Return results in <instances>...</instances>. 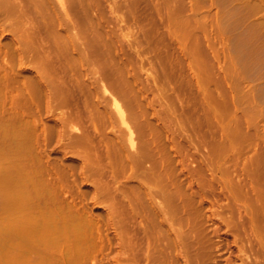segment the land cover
<instances>
[{
	"label": "rangeland",
	"instance_id": "1",
	"mask_svg": "<svg viewBox=\"0 0 264 264\" xmlns=\"http://www.w3.org/2000/svg\"><path fill=\"white\" fill-rule=\"evenodd\" d=\"M15 1L19 2L20 0ZM21 1L23 3L24 0ZM35 1L37 5L31 2V7L26 5L24 8H27L25 13H28L27 16L25 14V20L28 18L29 21L27 27L23 28L24 30L19 31L16 28L21 20L20 15L15 14L17 16L15 20L16 16L13 13L0 14V23L2 22L0 27L3 28V31L0 32V76H3L1 74L3 72L11 74V77L8 74L9 78L0 77V185L6 180L2 176L4 170L10 171V180L14 182V164L16 162L21 170L17 185L13 182L10 187L11 195H18L17 206L21 216L19 247L15 250L10 245L14 239L13 235L11 236V232L9 235L5 231L3 232V222L0 217V264H4L9 249L14 253V258L18 260L23 252L27 253L28 258L36 256L38 259L59 256L61 253L67 254V215L70 213L76 219V222L73 221V223H76V237L83 256V260H80L81 262L78 264H247L252 259L257 260L258 263L255 264H264V243H262L264 242L262 241L264 240V226L262 225L264 209L260 205L262 203L264 208V24L262 28L259 27L263 23L261 20L264 21L260 17H264V14H261L264 13V8L261 9L262 11L257 9L248 11L249 15L247 14V16V11L246 13L244 11L247 10L248 5L244 2L249 3L250 0H149V2L148 0H131L133 16L131 13L130 16H126V9L122 6L126 0L123 2H121L122 0H108L109 2L101 0L104 6L99 2L100 0H96L101 3L102 7L97 2L99 6L95 2L93 3L95 0H91L90 7L87 6L90 4L89 0H85L86 3H83V5L85 4L83 7L80 4L75 7L79 3L75 0H66L65 5L71 8L73 6L72 11L74 10L72 12L69 8V13L72 12L74 17L75 15L78 17L75 22L76 17L71 16L73 22H70V14L68 13L69 17L63 18L62 9L58 5L50 7L42 4L41 6L43 1L38 0L40 3ZM111 1L115 3L118 1L116 5L119 7L115 6V3L113 5ZM154 2L158 8H161L160 10ZM93 4L94 7L95 5L98 7V10L96 7L93 8L94 10H90ZM137 4L141 8L138 6L137 9ZM160 5L161 7H159ZM37 6H40L41 10ZM55 6L57 7L55 8ZM32 7L33 9H31ZM78 7H80V11ZM85 7L88 9L86 10L87 17L92 15L89 18L85 16ZM151 7L156 11H151ZM133 8H135L134 12L140 15L134 14ZM89 10L94 14L105 12L102 16L101 14L97 16ZM29 11L33 15H29ZM82 13L84 15H81ZM145 13L144 21L141 14L144 16ZM7 14L11 16L9 17ZM42 14L44 16H41ZM35 15L37 17H34ZM80 15L81 17H79ZM123 15L127 19L130 17V21L131 18H135L134 21L132 19L134 23L129 21L131 27L125 26L126 22L121 19L124 18ZM32 16L38 20H34ZM58 16L61 18V23L62 21L76 23L77 28L80 24L81 29H84L81 30L79 27L78 31L75 27L77 30L73 28L67 30V24L64 26L62 24L65 23L60 24ZM136 17L140 18V22ZM44 18H49V20L55 18V20H51L49 23L50 21L44 20ZM112 18L116 21L113 22ZM151 18L155 22H150ZM94 20L96 22L93 26ZM107 20L109 21L107 22ZM117 20L122 21V24L119 21L117 23ZM136 20L137 24H135ZM257 20L260 23L253 25ZM34 21L39 24L35 26ZM46 21H49V24ZM97 22L106 27L102 26V28L101 24ZM30 23L31 26L38 27L40 31L44 30L43 34L48 36V39L50 37V40H46L47 38L41 35L47 41L44 43L42 40V44L40 40L42 38L39 37L42 32L40 33L33 26L28 27ZM15 24L16 26L13 28ZM95 27H101L103 30L105 27L106 32L102 30L103 35L101 29ZM4 28L8 30H4ZM26 28L29 34L35 31L36 34L34 32L33 34L35 36L38 34L40 39L37 42V36L36 38L34 36V41L30 42L33 46L29 42L28 44L21 43V45L13 42L19 47H17L19 50L15 49V52L16 46H13V43L9 41L22 42V31L26 33ZM45 28L48 29L45 31ZM93 29L95 30L93 31ZM28 30L33 31L29 32ZM96 30H99L100 34ZM13 31L19 33L15 34ZM82 31H86L87 34L91 32L93 39L91 34L86 37L87 34L84 32L86 40L83 39V41L88 43L85 48L87 51L89 50L88 53L97 57H92L94 60L91 61V65L82 66L85 71L87 68L89 70V72L84 71L85 73L82 69L76 70L78 65L75 64L76 67H73L72 61L75 63V60L71 59L70 63V61L67 62V57L64 58L67 44L77 39L83 33ZM10 33L12 37L9 36V38ZM94 34L100 35L104 40ZM83 35L80 36L81 40ZM15 36H19L20 39H16ZM3 39L8 40L4 41ZM100 39L101 43L110 41V50L109 48L107 51L104 50L107 57H104V51L102 53V50H95L98 45L95 43L96 41L100 43ZM33 43L37 46H34ZM23 44H25L24 47ZM44 44L47 45L48 51L44 50L45 46H42ZM89 44L91 46L94 44L92 51H96V54L91 52ZM5 45L6 48L11 45L10 47L13 49L10 47L5 49ZM40 46L43 48L41 49ZM31 47L33 48L31 49ZM125 47L128 48L127 53H124ZM85 49L82 52H85ZM8 50H14L13 52L16 54L10 51V57ZM40 50L47 52L40 55L42 53ZM20 52L23 55L19 58L16 57L17 54L20 55ZM97 52L102 54L105 60L101 59V55ZM65 53L66 56L67 52ZM119 53L121 54L118 55ZM61 54H63L62 57H59ZM111 54H115V57ZM122 54L124 57H121ZM8 55L12 60L8 58ZM25 55L27 56L23 57ZM45 55H48L45 57L47 59L43 58L41 61L40 56ZM37 56H39L38 61H35ZM107 58L110 65L106 61ZM62 59L65 61H61ZM123 59L124 61H122ZM68 63L69 65H67ZM96 64L99 68H96ZM74 70L76 73L78 71L80 73L82 70L81 75L83 76L81 77L79 73L75 74ZM70 71H73V75ZM100 74L102 77L106 76L104 83L108 80L109 90L116 87L114 89L117 99L124 102L125 120L135 131L136 147L145 153L149 152V158L147 153L145 156L147 158H141L142 160L139 162L141 165L139 163L133 165L129 161L127 156L129 151H138L139 149H130L128 144H124L127 143L124 134V129L127 127L116 119L111 102L107 103L110 100L105 101L108 94L106 93L105 96L97 83L101 78ZM6 75L4 74V76ZM70 78L72 79L68 80ZM78 79V84H81L83 79L85 80V82L83 80V85L77 84ZM87 82H92V86ZM85 83L92 88L93 92H89L91 95L88 94L89 86L85 88ZM113 84L114 87H112ZM94 85L97 86L94 87ZM74 86L78 87L74 88ZM77 88L79 90H76ZM80 88L85 91L83 89L81 91ZM72 99L74 101H70ZM102 99H105V102L102 103ZM96 101L99 103L97 104ZM99 104L101 107L105 105L103 107L110 117L106 116V111H103L104 108L102 109ZM166 105H170L169 108ZM74 106L75 108H73ZM79 106L84 107L85 110L83 111ZM100 108L104 113L99 111ZM107 108L111 110V114L108 113ZM100 112L102 115H99ZM72 114L73 116L76 114V117L79 116L75 118ZM84 114H89L92 118L89 115L84 117ZM108 118L110 121L107 120ZM104 119L107 120V124ZM93 120H97V122ZM96 125L103 126L100 127L101 131L97 127L94 128ZM103 128L105 130H102ZM106 131L110 136L104 133L102 136L101 132L106 133ZM174 131L177 133L175 134ZM84 132L89 133L85 134ZM93 132L94 135H92ZM90 133L92 134L90 135ZM80 135H82L83 141H76V137ZM83 135H86L87 138L92 137V140L88 138L91 142ZM111 135L112 137L116 135V138H111ZM119 136L120 139H117ZM161 139L168 141L164 143ZM81 142L90 144L83 145ZM116 143L121 144L117 147ZM82 145L85 149L81 147ZM85 145L92 148H86ZM121 145L123 148L125 147L124 151ZM17 147L18 151H16ZM127 147H129L128 150H126ZM92 149L93 151L90 152ZM146 149L149 151H145ZM94 151L98 155L94 154ZM123 152L124 154L121 155ZM89 154L92 158L89 157ZM93 155L96 160L99 157L97 163L100 164H96ZM112 157L114 162L111 161ZM126 158L132 165L126 161ZM204 158L208 159L210 164L205 163ZM144 160L145 162H143ZM123 161L128 164L125 165ZM92 167L95 168L94 171H92ZM72 170L73 173L68 172ZM155 176L160 177L158 182L166 184L164 187L166 186L168 192L174 194L176 191V194L180 195L178 196V199L181 197L179 209L163 212L165 203L163 198L149 193V187L155 186L152 184ZM67 186L71 187V189L68 188L69 190H73L69 191ZM146 187L148 190H145ZM144 190L148 192L145 193ZM1 191L2 189H0V199L3 197ZM255 191L263 192L258 195ZM148 193L152 201L147 196ZM254 196L255 198L258 196L260 201L258 197L254 200ZM131 198H134L133 202ZM136 207L138 211L134 209ZM151 207L152 209H150ZM231 207L233 208L232 212ZM248 207H252L251 210L254 212L250 211ZM156 208L163 215H158ZM245 209L247 213H245ZM152 211H155L158 216H155L156 213L152 214ZM137 212L138 214H136ZM165 212L168 213V218L172 213V219H168ZM251 212L252 214L258 213L257 217L254 215L257 219L256 222V219L252 218ZM232 214L236 219L232 218ZM244 216L249 217L245 218ZM86 217L87 219L91 218L90 221L94 222L87 221ZM232 220L234 224L236 223L233 224L234 226H239L236 221H239L241 225L234 227ZM251 220L255 222V225L250 222ZM252 231H256L257 234ZM260 231L262 235H260ZM258 236L263 238L260 240L261 243ZM250 238L253 244L250 241L251 244L248 243ZM254 238L257 241L253 240ZM245 243L246 247L243 246ZM244 249L246 251L242 252ZM17 251L19 252L17 253ZM248 252L251 259L247 258Z\"/></svg>",
	"mask_w": 264,
	"mask_h": 264
},
{
	"label": "bare ground",
	"instance_id": "2",
	"mask_svg": "<svg viewBox=\"0 0 264 264\" xmlns=\"http://www.w3.org/2000/svg\"><path fill=\"white\" fill-rule=\"evenodd\" d=\"M38 1V0H37ZM41 1H43V2H41V6H42V4H44V6H52V5H58L61 9H62V15H63V18H67V17H69V14H70V22H73V18H75L76 17V19L74 20L75 22L77 21V16L75 15V13H74V15H75V17L73 16V11H72V8H73V6H72V8L69 6V7H67V5H65V3H66V0H41ZM76 2H79L78 3V5L76 4V6L74 5V3H76V2H74V3H72V5H74L75 7H77V6H79V4L80 5H82V7L85 5H83V3L85 2V0L84 1H82V0H80V1H78V0H75ZM86 1H88V0H86ZM90 2H88V3H90L89 5H87L88 7H90L92 4H91V2L93 1H91V0H89ZM106 1H108V0H105V2ZM110 1V0H109ZM108 1V2H109ZM115 1V0H114ZM114 1H111L112 3H113V5H114ZM133 1V0H132ZM168 1V0H167ZM244 1V0H243ZM243 1H242V3H243ZM247 1H249V0H247ZM0 2H1V6H0V14H4V12H10V13H8V14H11V13H13L14 15L16 14V15H20V17H21V20H19V23H18V25H17V27L16 28H18L19 29V31L22 29V30H24L23 28H25V27H27V23H29V21L26 19L25 20V14H26V16H27V12L25 13V10H27V8L26 9H24L25 7H26V5L29 7L30 5H31V2L33 3H35L36 1L35 0H24L23 1V3H22V1L20 0L19 2H17V1H15V0H0ZM39 2V1H38ZM96 3L97 1L95 0V1H93V3ZM99 2H101V0L99 1ZM99 2H97L98 4H100L101 5V3L103 2V0H102V2L101 3H99ZM104 2V3H105ZM110 2V3H111ZM121 2H123V0L121 1ZM139 2V1H138ZM147 2V1H146ZM148 2H149V0H148ZM158 2V4H160L159 3V1H157ZM161 2V1H160ZM40 3V2H39ZM86 3V2H85ZM87 3V4H88ZM96 3V5L97 6H99L98 4ZM116 3L118 4V1H116ZM116 3H115V6H117L116 5ZM132 2H131V0H126L125 2H124V5H122V6H124L125 7V9H126V12H127V14H125L126 16H130V13H131V11H132V5H133V3L131 4ZM143 3V2H142ZM155 3V2H154ZM153 3V4H154ZM245 4H247L248 5V8H247V10L245 9V13H246V11H247V13H246V15L248 14L249 15V12L248 11H253V9H257V10H261V9H263L264 8V0H250L249 1V3L248 2H244ZM36 4V3H35ZM144 4V3H143ZM150 4H151V2H150ZM156 4V3H155ZM154 4V5H155ZM37 5V4H36ZM96 5H95V7H96ZM102 5H103V3H102ZM102 5H101V7H102ZM107 4L105 3V6H106ZM112 5V6H113ZM140 5H141V1H140ZM149 5V4H148ZM157 5V4H156ZM161 5H162V3H161ZM161 5L159 6V7H161ZM33 6H35V5H33ZM104 6V5H103ZM108 6V5H107ZM106 6V7H107ZM121 6V5H120ZM134 6H135V4H134ZM138 4H137V9H138ZM242 6V5H241ZM245 5H243L242 7H244ZM31 7V6H30ZM37 7H39L40 8V6H37ZM36 7V8H37ZM49 7V8H50ZM54 7V6H53ZM57 6H55V8H56ZM74 7V8H75ZM94 7V4H93V6L91 7L92 9H90V10H94L93 8H95ZM114 7V6H113ZM112 7V8H113ZM117 7H119V5L117 6ZM117 7H115V8H117ZM123 7V8H124ZM140 7V6H139ZM144 7V6H143ZM142 7V8H143ZM149 7V6H148ZM153 7V6H152ZM152 7H151V9H152ZM241 7V8H242ZM35 8V7H34ZM47 8V7H46ZM70 8V11H72V12H70L69 13V9ZM98 7H96V9H97ZM108 8V7H107ZM120 8H122V7H120ZM119 8V9H120ZM141 8V7H140ZM154 8V7H153ZM157 8H158V5H157ZM157 8L155 7L154 9H156L157 10ZM240 8V7H239ZM30 9V8H29ZM31 9H33V7L31 8ZM44 9V8H43ZM42 9V10H43ZM51 9V8H50ZM49 9V10H50ZM53 9V8H52ZM80 9V7H78V10ZM84 9V8H83ZM95 9V10H96ZM114 9V8H113ZM134 10H133V13L135 14L136 12H134L135 11V8H133ZM145 9V8H144ZM159 10L161 9V8H158ZM243 9V8H242ZM36 10V9H35ZM35 10H32V11H35ZM40 10H41V8H40ZM86 10H88V9H86V7H85V9H84V11H85V13H86V17H87V15H88V12L86 11ZM89 10V12H92V14H94V12L93 11H90ZM98 10V9H97ZM116 10V9H115ZM117 10H118V8H117ZM146 10V9H145ZM144 10V11H145ZM156 10H151V11H156ZM240 10V9H239ZM257 10H256V12H257ZM31 11V10H30ZM30 11H29V13H30ZM38 11V10H37ZM36 11V12H37ZM45 12H46V10H44ZM47 11H48V8H47ZM51 11V10H50ZM80 11V10H79ZM81 11L83 12V10H82V8H81ZM137 12H138V10H136ZM147 11V10H146ZM149 11H150V7H149ZM241 12H242V10H240ZM262 11V10H261ZM40 14H41V12L40 11H38ZM76 12V11H75ZM95 12H97V11H95ZM103 12V11H102ZM105 12V11H104ZM104 12L101 14V16L104 14ZM141 12H143L142 10H141ZM264 12V11H263ZM44 13V12H43ZM46 13H48V12H46ZM69 13V14H68ZM140 13V12H139ZM148 13H150V12H148ZM255 13V12H254ZM254 13H252V14H254ZM258 13H260V12H258ZM257 13V14H258ZM7 14V15H8ZM35 14V13H34ZM60 14V13H59ZM72 14V15H71ZM77 14V13H76ZM79 14V13H78ZM100 14H94V15H100ZM107 14V13H106ZM124 14V13H123ZM132 14V13H131ZM136 14H138V13H136ZM144 14V13H143ZM143 14H141V18L144 20V17H145V19H146V13H145V15L143 16ZM243 14V13H242ZM256 14V13H255ZM262 15L264 14V13H261ZM5 15V14H4ZM15 15V16H16ZM29 15H33L32 13H30ZM28 15V16H29ZM48 15V14H47ZM61 15V14H60ZM59 15V16H60ZM81 15H84L83 13L81 14ZM81 15L79 16V17H81ZM138 15H140V14H138ZM247 15V16H248ZM9 16V15H8ZM11 16V15H10ZM9 16V17H10ZM13 16V15H12ZM24 16V19H22V17ZM41 16H44V14H42ZM59 16H58V21L60 22V20H61V18H59ZM71 16H73V18L71 17ZM89 16H92L91 14L89 15ZM89 16L87 17V18H89ZM100 16V17H101ZM118 16V15H117ZM132 16H133V14H132ZM131 16V17H132ZM135 16V15H134ZM143 16V17H142ZM148 16V15H147ZM149 16H150V14H149ZM259 16H260V14H259ZM3 17V16H2ZM14 17V16H13ZM12 17V18H13ZM34 17H37L36 15L34 16ZM121 17V16H120ZM123 17H124V15H123ZM139 17V16H138ZM261 17V19L263 18L264 19V17L263 16H260ZM31 18V17H30ZM29 18V19H30ZM32 18H33V16H32ZM45 18H46V16H45ZM44 18V20H49V18H47V19H45ZM72 18V19H71ZM82 18L83 19H85V17H83L82 16ZM82 18H80V19H82ZM98 18V17H97ZM96 18V19H97ZM119 18V17H118ZM150 18V17H149ZM162 18V17H161ZM17 19V16H16V18H15V20ZM34 19V18H33ZM57 19V18H56ZM69 19V18H68ZM124 22H126V24L127 25H125L127 28H129V26L131 25L130 23H131V21H132V19L133 18H131V21L129 20L130 19V17L127 19V18H121ZM135 19V18H134ZM134 19H133V21H134ZM136 19H137V17H136ZM162 19H164V18H162ZM161 19V20H162ZM260 18H259V20H261ZM32 20V19H31ZM34 20H36V19H34ZM38 20V19H37ZM36 20V21H37ZM39 20L41 21V18H39ZM51 20L53 21V20H55V18L54 19H50L48 22L49 23H51ZM109 20H110V18H109ZM109 20H107V22L109 21ZM120 20V19H119ZM119 20H117V23H118V21ZM138 21L140 20V18L139 19H137ZM136 20V21H137ZM143 20H142V22H143ZM158 20V19H157ZM157 20H156V22H157ZM164 20H166V19H164ZM167 20H168V18H167ZM259 20H257L253 25H255V24H257V23H260L259 22ZM81 21V20H80ZM112 21L114 22V21H116V20H114L113 18H112ZM112 21H111V23H112ZM129 21H130V23H129ZM132 21V23H134ZM138 21L135 23V24H137L138 23ZM145 21V20H144ZM155 22V21H153L152 20V18L150 19V22ZM163 21V20H162ZM14 22H16V21H14ZM39 22V21H38ZM42 22H44L43 21V19H42ZM47 22V21H46ZM47 22V24H49ZM94 22H96L95 20L93 21V23H92V25L94 26ZM103 22V24H104V21H102ZM120 22V21H119ZM122 22V21H121ZM120 22V24H122ZM140 22V21H139ZM159 22V21H158ZM164 22V21H163ZM166 22V21H165ZM263 22V23H262ZM2 23V22H1ZM0 23V24H1ZM34 23H35V26H37L36 24H39V23H36L35 21H34ZM62 23H65V22H63L62 21ZM61 22H60V24H62ZM79 23V22H78ZM98 23V22H97ZM160 23V22H159ZM167 23H169L168 21H167ZM261 26H259L260 28H262V25L264 24V21H262L261 20ZM14 23L12 22V25H13ZM45 24V23H44ZM43 24V25H44ZM67 24V25H66ZM76 23H74V24H71V23H65V24H62L63 26L64 25H66L67 26V30H70L71 28H73V29H75V27H76V25H75ZM98 24H101L100 22L98 23ZM97 24V25H98ZM106 24V23H105ZM161 24H162V22H161ZM52 25H53V23H52ZM91 25V26H92ZM118 25V24H117ZM133 25V24H132ZM15 26H16V24L14 25V27L13 28H15ZM29 26H31V23H30V25L28 24V27ZM33 26V25H32ZM31 26V27H32ZM45 26V25H44ZM49 26V25H48ZM78 26V25H77ZM98 26H100V25H98ZM102 26H105V25H102L101 24V27ZM107 26H108V24H107ZM30 27V28H31ZM45 27H47V26H45ZM79 27H80V29H81V26H80V24H79V26H78V31L80 30L79 29ZM101 27H95V28H99V30L101 29ZM106 27V26H105ZM104 27V29L106 30V28ZM122 27V26H121ZM131 27V26H130ZM1 28V27H0ZM8 28H11V27H8ZM33 28H35V29H38V27H34L33 26ZM44 28V27H43ZM86 28V27H85ZM103 28V27H102ZM263 28H264V26H263ZM2 29V30H1ZM0 29V32H2L3 31V28H1ZM29 29V28H28ZM40 29H42L41 27H40ZM48 28H45V31L47 30ZM63 29H64V27H63ZM66 29V28H65ZM77 29H75V30H77ZM84 28H82L81 30H83ZM87 30H89L88 28H86ZM85 29V30H86ZM110 29V28H109ZM4 30H8V29H6V28H4ZM17 30V29H16ZM15 30V31H16ZM39 30V29H38ZM43 30V29H42ZM66 30V31H67ZM86 30V31H87ZM95 29H93V31H94ZM98 30V31H99ZM103 29H101V32L103 33V35H104V32H106L105 30H103ZM111 30H113L112 28H111ZM29 31V30H28ZM33 31V30H32ZM32 31H29V32H32ZM37 31V30H36ZM40 31V30H39ZM77 31V32H78ZM86 31H82L83 33H81L82 35L83 34H85L86 33ZM89 31H91V30H89ZM97 30H96V32L97 33H99ZM5 32V31H4ZM10 32V31H9ZM14 32V31H13ZM34 33H35V31H33ZM33 32H32V34H29L28 32H27V28H26V33L25 32H23L22 31V33H23V35L21 36V38H22V42H19V41H17V42H15L14 40L13 41H9V42H14V43H20V45H21V43H26V44H28V42H29V44L31 45V41L34 39V34H33ZM38 32V31H37ZM42 31H40V33H41ZM43 32H44V30H43ZM43 32L40 34V38H42L43 36H44V38L46 37L45 36V34H43ZM85 32V33H84ZM107 32H108V30H107ZM130 32V31H129ZM7 34H8V32H6ZM11 33H12V31H11ZM11 33H10V35H8V37L9 36H11L12 37V35H11ZM15 33V32H14ZM16 33H19V32H16ZM15 33V34H16ZM25 33V34H24ZM45 33V32H44ZM94 33V32H93ZM36 34V33H35ZM81 34H80V36H81ZM87 34V33H86ZM90 34H91V32H90ZM90 34H87V36L86 35H83V38H82V40H81V37L79 38V37H77V39H75L74 41H72V42H69L68 44H67V51L65 50V52H67V55L65 56V52H64V58L65 57H67V62H69L70 61V63H71V59L72 60H75V63H74V61H72V64H74V66L73 67H76L75 66V64L76 65H78V67H77V69L76 68H73L72 66H70L71 68H73V69H76V70H78V68L79 69H82V66H84L85 64H90L91 65V61H93L94 59L92 58V57H95L94 55L92 56V54L91 53H88V51L85 49L86 48V45H88V43L85 41L86 40V38L84 37V36H86V37H88V35H90ZM100 34V33H99ZM106 34V33H105ZM107 34H109V33H107ZM1 35H3V34H1ZM5 35V34H4ZM18 35V34H17ZM36 35V36H37ZM41 35H43L42 37H41ZM94 35H97L96 37H98L99 38V36H98V34H94ZM102 35V34H101ZM6 36V35H5ZM5 36H3V37H5ZM20 36V35H19ZM19 36H15L16 37V39H20V37ZM36 36H35V38H36ZM37 36V42H38V39H40L39 37ZM91 36H92V34H91ZM19 37V38H18ZM90 37V36H89ZM101 37V36H100ZM10 38V37H9ZM8 38V39H9ZM47 39L46 40H50V37H49V39H48V36L46 37ZM7 39V40H8ZM83 39H85L84 41H83ZM92 39H93V36H92ZM91 38H90V40H92ZM95 39H97V38H95ZM101 39H103L102 37H101ZM101 39L99 40L100 41V43L98 42L97 43V41L96 40H93L94 42L96 41V43L95 44H98L96 47V49L95 50H102V53H103V51L105 50V51H107V49L109 48V45H110V41L108 42V41H103L102 43H101ZM4 40V39H3ZM2 40V42H4V41H7L6 39L3 41ZM12 40V39H11ZM41 40V42H42V40H44L43 38L42 39H40ZM40 40H39V42H40ZM46 40H44L43 42L45 43V41ZM89 40V39H88ZM87 40V41H88ZM89 40V41H90ZM104 40V39H103ZM107 40V39H106ZM109 40V39H108ZM129 40V39H128ZM127 40V41H128ZM34 41V40H33ZM32 41V42H33ZM9 42H7L8 44H9ZM40 42V43H41ZM43 42H42V44H43ZM47 42V41H46ZM51 42V41H50ZM131 42V41H130ZM5 43V42H4ZM6 43V45H8ZM12 44L13 46H16L15 48H14V50L15 49H18L19 47L17 46L18 44ZM35 43V42H34ZM33 43V44H34ZM1 44V43H0ZM39 44V43H38ZM47 44V43H46ZM46 44H44V45H42V46H45V48H44V50L46 49L47 51H48V49H47V45ZM50 44V43H49ZM92 44V43H91ZM91 44H89V47H91L90 48V50H91V52H93L92 50V47L94 46V44H93V46H91ZM4 45V44H3ZM6 45H5V49H7V48H9L10 46H7V48H6ZM19 45V46H20ZM24 45L25 44H23L22 46L24 47ZM52 45V44H51ZM31 46H33V45H31ZM34 46H37V44H34ZM49 46V45H48ZM130 46V45H129ZM18 47V48H17ZM23 47H21L22 49H23ZM28 47H30V46H28ZM41 47V46H40ZM51 47V46H50ZM53 47V46H52ZM88 47V48H89ZM3 48H4V46H3ZM11 49H13L12 47H10ZM20 48V49H21ZM27 48V47H26ZM33 47H31V49H32ZM35 48V47H34ZM38 48V47H37ZM36 48V49H37ZM43 47H41V49H42ZM111 48V47H110ZM110 48H109V50H110ZM5 49H3V50H5ZM21 49V50H22ZM25 49V48H24ZM30 49V48H29ZM35 49V50H36ZM39 49V48H38ZM64 49H66V47H64ZM64 49H62V50H64ZM83 49H85L84 51L85 52H82V50ZM122 49V48H121ZM124 49V48H123ZM125 49H126V47H125ZM125 49H124V51H125ZM128 49V48H127ZM127 49H126V51L124 52V53H127ZM14 50H8V53L11 51V52H13ZM19 50V49H18ZM44 50H43V52L42 53H40V52H38V53H40V55L41 54H45L46 52H44ZM53 50V49H52ZM94 50V51H95ZM109 50H108V52H109ZM24 51V50H23ZM22 51V52H23ZM25 51H27V50H25ZM31 51V50H30ZM39 51V50H38ZM104 51V53H103V55H104V57H107L106 55V52ZM3 52V51H2ZM7 52V51H6ZM5 52V53H6ZM11 52L9 53L10 54V57H11ZM15 52H16V50H15ZM15 52H13L14 54H16ZM29 52V51H28ZM32 52V51H31ZM36 52H37V50H36ZM55 52V51H54ZM96 52V51H95ZM95 52H93V53H95ZM101 52V51H100ZM0 53H1V51H0ZM30 53V52H29ZM98 53V52H97ZM122 53V52H121ZM121 53H119L118 55H120ZM4 54V53H3ZM20 55H16V57L18 56V58L20 57V56H22L23 55V53L21 54V52L19 53ZM31 54V53H30ZM48 54V53H47ZM96 54V53H95ZM99 54V53H98ZM106 54V55H105ZM108 54H110V53H108ZM5 55V54H4ZM34 55V54H33ZM49 55V54H48ZM48 55H45V56H40L41 58H39V59H41V61H42V59L44 58L45 60L47 59V58H45L46 56H48ZM62 55L63 54H61V55H59V57H62ZM76 55V56H75ZM99 55H101V57H102V54H99ZM98 55V56H99ZM112 55V54H111ZM114 55V56H113ZM112 56L113 57H115V54H113ZM117 55V54H116ZM6 56H7V54H6ZM13 56H15V55H13ZM12 56V57H13ZM27 55H25V56H23V57H26ZM28 56H30L29 54H28ZM110 56V55H109ZM124 57V54H122L121 55V57ZM1 57V56H0ZM2 57H3V55H2ZM9 57V55H8V58H10ZM31 57H32V54H31ZM38 57L39 56H37V57H35V58H37V60H35V61H38ZM75 57V58H74ZM100 57V56H99ZM104 57H102L101 59H104ZM120 57V56H119ZM7 58V57H6ZM22 58V57H21ZM20 58V59H21ZM95 58H97V57H95ZM11 59V58H10ZM14 60H15V58H13ZM22 59H25V58H22ZM32 59H34L33 57H32ZM59 59V58H58ZM66 59V58H65ZM110 59H112L111 57H110ZM118 59V58H117ZM120 59V58H119ZM122 59V58H121ZM120 59V60H121ZM12 60V59H11ZM105 60V59H104ZM61 61H65L64 59H62ZM61 61H59L60 63H61ZM106 61H108V64H109V60H108V58H107V60ZM122 61H124V59L122 60ZM40 62V61H39ZM101 62H102V60H101ZM105 62V61H104ZM103 62V63H104ZM44 63H46V62H44ZM54 63V62H53ZM56 63V62H55ZM107 63V62H106ZM49 64H51V63H49ZM59 64V63H58ZM94 64V63H93ZM105 64V63H104ZM67 65H69V63L67 64ZM97 66H96V68H99L98 67V64H96ZM107 65V64H106ZM110 65V64H109ZM55 66V65H54ZM80 66V67H79ZM93 67V66H92ZM112 67V66H111ZM85 68V67H84ZM113 68V67H112ZM76 70H74V72L76 71ZM83 70V73H85V72H89V70H88V68H87V70L85 71L84 69H82ZM81 70V71H82ZM92 70V69H91ZM110 70H111V68H110ZM113 70V69H112ZM117 70V69H116ZM80 71V73H79V71L76 73L75 72V74H82V72ZM85 71V72H84ZM95 71V70H94ZM98 71H100L99 69H98ZM103 71V70H102ZM114 71V70H113ZM112 71V73L113 74H115V72H113ZM73 71H70V73H72ZM96 72V71H95ZM4 73V72H3ZM3 73H1L3 76H0L1 78L2 77H8V74H9V76L11 77V74L10 73H8V72H5L4 74L6 75V73H7V75L6 76H4V74ZM104 74V73H103ZM111 74V73H110ZM113 74H111V75H113ZM69 75V72H68V70H67V78L69 77L68 76ZM72 75H73V73H72ZM47 76H48V74H47ZM76 77H77V75H75ZM83 75H81V77H82ZM99 76H101V78H99L98 80V84H99V86L102 88V90H103V94L105 95L106 93L109 95H105L106 97V100L105 101H108L107 99H109L110 101L109 102H107L108 104L110 103L111 105H112V108H113V113H115V115H116V119H118L121 123H123L124 124V126H126L127 128H125L124 129V134L126 135V140H127V143H124V142H122L121 141V143H124V144H128V146L130 147V149H134V148H138V147H136V145H137V143H136V141H135V131H134V129L127 123V121L125 120V109H124V107H123V104H124V102L122 103V101H120L119 99H117V97H116V95H115V89L114 88H116V87H114L115 85L113 84V86L112 87H114V88H112L111 90H109V82H108V85H107V81H105L106 83H104V79H106V76L105 75H103V77H102V75L100 74ZM98 76V77H99ZM107 76H108V74H107ZM98 77H96V78H98ZM110 77V76H109ZM9 78V77H8ZM78 78H79V75H78ZM72 78H70V79H68V80H71ZM82 79V78H81ZM80 79V80H81ZM67 80V81H68ZM84 80V79H83ZM83 80H82V83L81 84H78V82H79V79H78V81H77V84L78 85H83V83L85 82V80H84V82H83ZM97 81V80H96ZM95 81V82H96ZM70 83H73V82H70ZM88 84L89 83H91L90 85L92 86V82H87ZM86 84V83H85ZM93 84H96V83H94L93 82ZM85 86V88H87L86 86H89V85H84ZM95 86H97V85H94V87ZM98 86V87H99ZM107 86H108V89H107ZM110 86V87H111ZM75 87H78V86H74V88ZM80 87V86H79ZM84 88V87H83ZM82 88V89H83ZM84 88V89H85ZM97 88V87H96ZM95 88V89H96ZM100 88V89H101ZM81 89V88H80ZM82 89H81V91H82ZM83 89V90H84ZM98 89V88H97ZM76 90H79V88H77ZM86 90V89H85ZM84 90V91H85ZM92 90V88L89 86V89H88V94L89 95H91V93H89V92H93V91H91ZM94 90V89H93ZM101 90V91H102ZM117 90V89H116ZM73 91V90H72ZM95 91V90H94ZM99 91V90H98ZM79 92V91H78ZM77 92V93H78ZM71 93V92H70ZM84 94H86V92H84ZM88 94H87V96H88ZM68 95H69V93H68ZM79 95H80V92H79ZM83 95V94H82ZM103 95V96H104ZM102 96V97H103ZM72 97V96H71ZM82 97V96H81ZM68 98V97H67ZM84 98V97H83ZM82 98V99H83ZM104 98V97H103ZM70 99V98H69ZM75 99V98H74ZM79 99V98H78ZM85 100V99H84ZM103 100V99H102ZM102 101V103L103 102H105V101ZM70 101H74L73 99L72 100H70ZM77 101V100H76ZM75 101V102H76ZM87 101H89V100H87ZM100 101V100H99ZM135 101H138V100H135ZM134 101V102H135ZM84 102V101H83ZM97 102V104L99 103L98 101H96ZM95 102V103H96ZM134 102H133V104H134ZM135 103H137V102H135ZM167 103H169V102H167ZM85 104V103H84ZM91 104V103H90ZM100 104H101V101H100ZM99 104V105H100ZM105 104V103H104ZM81 105H82V103H81ZM87 106V105H86ZM93 106V105H92ZM92 106H91V109H92ZM96 106H98V105H96ZM103 106H105V105H102V107H101V105H100V107L103 109L104 107ZM168 105H166V107H167ZM170 106V105H169ZM169 106L167 107V108H169ZM183 106V105H182ZM80 107V106H79ZM89 107H90V105H89ZM73 108H75V106L73 107ZM76 108H77V106H76ZM80 108H82V107H80ZM93 108H94V106H93ZM99 108V107H98ZM100 108V109H101ZM111 108V109H112ZM148 108V107H147ZM189 108H191V107H189ZM83 109V111L85 110L84 109V107L82 108ZM87 109V108H86ZM89 109V108H88ZM96 109V108H95ZM102 109L101 110H99V111H102ZM74 110V109H73ZM78 110H80V109H78ZM93 110V109H92ZM92 110H90V111H92ZM107 110H109L108 111V113L109 114H111L110 112H111V110L110 109H108L107 108ZM189 111H192V110H190V109H188ZM77 111V109L75 110V112ZM81 111V110H80ZM99 111H98V113H99ZM103 111H106V109L104 108V110ZM102 111V112H103ZM86 112V111H85ZM84 112V113H85ZM102 112H100V114L99 115H102ZM70 113V112H69ZM73 113V112H72ZM83 113V112H82ZM92 113L94 114V112L92 111ZM97 113V114H98ZM104 113V112H103ZM77 114V113H76ZM76 114H74V116L76 115ZM105 114H107V111L105 112ZM89 115V114H88ZM87 114L85 115L84 114V117H86V116H88ZM95 116H96V114H94ZM72 116H73V114H72ZM71 116V117H72ZM73 116V117H74ZM79 116V115H78ZM77 116V117H78ZM90 116V118H92L91 117V115H89ZM98 116V115H97ZM104 116V115H103ZM107 117H110V116H108V114L106 115ZM112 116V115H111ZM70 117V116H69ZM68 117V118H69ZM76 116H75V118H77ZM83 117V116H82ZM81 118V117H80ZM95 119L97 118V117H94ZM70 119H72V118H70ZM98 119V118H97ZM100 119V118H99ZM98 119V120H99ZM107 120H109L110 121V118H108ZM107 120H105L104 119V121H105V123L107 124ZM68 121H70V120H68ZM83 121H84V119H83ZM82 121V122H83ZM88 121V120H87ZM93 121H95V120H93ZM92 121V122H93ZM101 121H102V119H101ZM114 121H116V120H114ZM85 122V121H84ZM84 122H83V124H84ZM89 122V121H88ZM95 122H97V120L95 121ZM95 122H93L94 124H95ZM113 123H115V122H113ZM86 124V123H85ZM105 124V125H106ZM109 124H111V123H109ZM108 124V125H109ZM68 125V124H67ZM98 125V124H97ZM94 126V128L95 127H97V128H99L98 130H100L101 131V129H100V127H101V125H100V127H98V126ZM113 125V124H112ZM68 126H70V125H68ZM103 127V126H102ZM101 127V128H102ZM93 128V127H92ZM105 129H106V127H105ZM104 128L102 129V130H105ZM96 131V130H95ZM183 131H185V130H183ZM99 132V131H98ZM121 132H123L122 130H121ZM175 132V131H174ZM85 134H87V133H89V132H84ZM102 133H104V134H107V135H109L108 133H107V131H106V133L105 132H101V134ZM160 133V132H159ZM177 132H175V134H176ZM180 133H181V131H180ZM80 134V133H79ZM78 134V135H79ZM82 134V133H81ZM92 133H90V135H91ZM97 134H99V133H97ZM96 134V135H97ZM100 134V135H101ZM119 134H120V132H119ZM170 134V133H169ZM173 134V133H172ZM190 134V133H189ZM188 134V135H189ZM76 135H77V133H76ZM92 135H94V132H93V134ZM121 135V134H120ZM187 135V134H186ZM74 136H75V134H74ZM82 135H80V136H77L76 137V141H81L82 139V137H81ZM83 136H85L86 138H87V136L86 135H83ZM102 136H103V134H102ZM102 136H101V139H102ZM110 136V135H109ZM124 136V135H123ZM171 136V135H170ZM169 136V137H170ZM173 136H174V134H173ZM176 136V135H175ZM192 136V135H191ZM85 137H83V138H85ZM105 137V136H104ZM103 137V138H104ZM117 137H118V135H117ZM177 137V136H176ZM175 137V138H176ZM88 138H90V136L88 137ZM87 138V139H88ZM92 138V137H91ZM90 138V139H91ZM94 138V137H93ZM95 138H96V136H95ZM100 138V137H99ZM98 138V139H99ZM106 138V137H105ZM109 138V137H108ZM111 138H116V135H114V137H112V135H111ZM123 138V137H122ZM171 138H173V137H171ZM170 138V139H171ZM86 139V140H87ZM107 139V138H106ZM117 139H120V136H119V138H117ZM124 139V138H123ZM122 139V140H123ZM169 139V140H170ZM85 140V139H84ZM92 140V139H91ZM96 140V139H95ZM116 140V139H115ZM125 140V139H124ZM191 140V139H190ZM189 140V141H190ZM192 140H194V138L192 137ZM191 140V141H192ZM204 140H206V139H204ZM204 140H202V141H204ZM207 140H209V139H207ZM83 141V140H82ZM88 141L89 142H91L89 139H88ZM105 141H107V140H105ZM104 141V142H105ZM111 141H112V139H111ZM161 141H162V139H161ZM165 141L166 140H163L162 142H164L165 143ZM168 141V140H167ZM166 141V142H167ZM95 142V141H94ZM102 142H103V140H102ZM107 142H109V141H107ZM107 142L105 143L106 145H107ZM117 142V141H116ZM119 142V141H118ZM149 142V141H148ZM148 142H147V144H148ZM180 142V141H179ZM83 145L84 144H86V143H88V142H81ZM92 143H93V141H92ZM121 143H119V145L121 144ZM158 143H160L159 141H158ZM157 143V144H158ZM182 143V142H181ZM181 143H179V144H181ZM211 142H209V144H210ZM88 144H90V143H88ZM117 144V147H119V145H118V143H116ZM115 144V145H116ZM178 144V143H177ZM213 144V143H212ZM81 146V147H83L84 148V146ZM103 145H104V143H103ZM102 145V146H103ZM106 145H104V146H106ZM123 145V144H122ZM121 145V146H122ZM148 145H150V144H148ZM159 145V144H158ZM164 146H165V144H163ZM166 145H167V143H166ZM208 145V144H207ZM211 145V144H210ZM17 146V145H16ZM102 146H98V147H100V148H103ZM110 146H114V145H110ZM110 146H109V148H110ZM121 146H120V148H121ZM160 146V145H159ZM158 146V147H159ZM85 147H86V145H85ZM89 147H91V146H89ZM89 147H86V148H89ZM129 147H127V149L126 150H128L129 149ZM161 147H162V144H161ZM178 147L180 148V146L178 145ZM208 147H210V146H208ZM92 148V147H91ZM90 148V149H91ZM105 148V147H104ZM122 148H123V146H122ZM122 148H121V150H122ZM125 148V147H124ZM124 148H123V151H124ZM85 149V148H84ZM93 149H96V148H94L93 147ZM93 149L92 150H90V152L91 151H93ZM99 149V148H98ZM108 149V148H107ZM114 149H115V147H114ZM118 149V148H117ZM139 149V148H138ZM89 150V149H88ZM111 150H113V149H111ZM120 150V149H119ZM210 150V149H209ZM16 151H18V147H17V149H16ZM97 151V150H96ZM96 151H94L95 153L94 154H96ZM108 151H109V153H110V150L108 149ZM136 151V150H135ZM129 151V155L127 154V156L129 157V161L131 162V163H133V165H134V163L135 164H137V163H139L142 159H143V157H145V156H147L148 154H149V152L147 153V155H146V153L145 152H143V150L141 151V149H139L138 151ZM145 151H149V150H145ZM178 152H180V150H177ZM85 152V151H84ZM87 152V151H86ZM85 152V153H86ZM105 152V151H104ZM112 152V151H111ZM126 152V151H125ZM139 152V153H138ZM205 152H207V151H205ZM98 153V152H97ZM113 153H114V151H113ZM128 153V152H127ZM103 151H102V156H103ZM117 154L119 155V153H118V150H117ZM124 154V152L121 154V155H123ZM87 155H88V153H87ZM96 155H98V154H96ZM106 155V154H105ZM115 155V154H114ZM205 155H207V154H205ZM94 156V155H93ZM112 156V155H111ZM149 156L150 155H148V158H149ZM209 156V155H208ZM85 157H86V155H85ZM89 157L90 158H92L91 156H90V154H89ZM113 157H115V156H113ZM112 157V159H111V161L113 160V162H114V158ZM119 157V156H118ZM117 157V161L119 160V158ZM126 157V156H125ZM210 157V156H209ZM99 157H97V160H99L98 159ZM111 158V157H110ZM121 158V157H120ZM142 158V159H141ZM145 158H147V157H145ZM207 158V157H206ZM206 158H204L205 159V163H209L210 161H208V159L206 160ZM86 159H88V158H86ZM94 159H95V156H94ZM121 159H124L123 157L121 158ZM120 159V160H121ZM97 160L95 159V161H96V164L98 165V164H100V163H97ZM148 160V159H147ZM210 160V159H209ZM90 161V160H89ZM93 162H94V160H92ZM110 161V162H111ZM116 161V160H115ZM126 161L128 162V163H130L128 160H127V158H126ZM126 161H123L124 163L126 162ZM84 162V161H83ZM103 162V161H102ZM120 162H122V160L120 161ZM143 162H145V160L143 161ZM85 163V162H84ZM92 163V162H91ZM119 163V162H118ZM128 163H125V165L126 164H128ZM130 163V164H131ZM152 163V162H151ZM171 163V162H170ZM94 164V163H93ZM92 164V165H93ZM113 164V163H112ZM117 164V163H116ZM123 164V163H122ZM153 164V163H152ZM210 164V163H209ZM83 163H82V167H83ZM97 165H95V166H97ZM103 165V164H102ZM114 165V164H113ZM132 165V164H131ZM138 165V164H137ZM139 165H141L140 163H139ZM74 166H77V165H74ZM87 166V165H86ZM94 166V167H95ZM88 167V166H87ZM152 167V166H151ZM72 168V167H71ZM77 168V167H76ZM89 168L91 169V166H89ZM93 168V167H92ZM103 169H104V167H102ZM7 169V168H6ZM74 169V168H73ZM75 170V169H74ZM95 170V168H93V170L92 171H94ZM98 170H101V169H98ZM97 171V170H96ZM102 171V170H101ZM109 171V170H108ZM68 172H74L73 170L72 171H68ZM103 172V171H102ZM99 173V172H98ZM110 173H111V170H110ZM69 174V173H68ZM95 174H97V173H95ZM103 174V173H102ZM101 175V174H100ZM154 175V174H153ZM2 176L3 177H5L6 178V180H5V182H3V184L2 185H0V189H2V191H1V193L3 194V197L0 199V203H1V205H0V217L2 218V222H3V232L5 231V233H7V235H9L10 234V232H11V236L13 235V240L11 241V243H10V245L11 246H13V249H15V250H17L18 249V247H19V238H20V232H21V216H20V214H19V209H18V195H11V193H10V187L13 185V182L14 181H12V180H10V178H11V173H10V171H8V170H4V172H2ZM14 178H15V185H17V180H18V178L21 176V170H20V168H19V165H18V163L16 162L15 164H14ZM159 176H160V174H159ZM160 178V177H159ZM158 177H154V183H152V184H154L153 186L154 187H152V185H151V187H149V185H148V187H149V193L152 195V193H154L155 195H157V196H160V198H163V200L165 201V203L164 204H166L165 206H164V204H163V207H164V209H163V212L164 211H170V212H172V211H174V210H176L178 207L180 208V204L181 203H179V200H180V198L178 199V196H180V195H178V194H176V191L174 192V194L173 193H170V192H168L167 191V189L164 187V184H161V182H158L160 179H159ZM202 180V179H201ZM198 182H200V181H198ZM201 182H203V181H201ZM204 183V182H203ZM202 183V184H203ZM166 185V184H165ZM139 187V186H138ZM148 187H146L145 188V190H148L147 188ZM69 188V186H67V189ZM69 189H71V187L69 188ZM68 189V190H69ZM67 190V191H68ZM73 190V189H72ZM72 190H69V191H72ZM96 190H97V188H96ZM102 190V189H101ZM143 190V189H142ZM145 190H144V192H145ZM141 191V190H140ZM151 191V192H150ZM248 191H250V190H248ZM103 192V191H102ZM143 192V194H145V193H147V192H145L144 193ZM181 191L179 190V193H180ZM256 192V191H255ZM261 192H263V191H260V193ZM140 193H142V192H140ZM149 193H148V195L147 196H149ZM248 193V192H247ZM256 193H258V195L260 194L258 191L256 192ZM263 194V193H262ZM155 195H154V197H155ZM255 195H257V194H255ZM145 196H146V194H145ZM156 196V197H157ZM263 196V195H262ZM258 197V196H257ZM256 197V198H257ZM147 198V197H146ZM149 198L151 199V196H149ZM253 198H255V196L253 197ZM256 198L254 199V200H256ZM261 198V197H260ZM132 200V202L134 201L133 199L134 198H131ZM137 199V198H136ZM149 199V200H150ZM156 199V198H155ZM252 199V198H251ZM258 199H259V197H258ZM262 199V198H261ZM138 200V199H137ZM162 200V199H161ZM253 200V199H252ZM130 201V202H131ZM151 201H152V199H151ZM163 201V202H164ZM259 201H260V199H259ZM136 202V201H135ZM181 202V201H180ZM154 203V202H153ZM140 204V203H139ZM261 205V207H262V209H264L263 208V204L261 203L260 204ZM134 206V205H133ZM137 206H139L138 205V203H137ZM162 206V205H161ZM167 206V207H166ZM231 206V205H230ZM233 206V205H232ZM161 208V207H160ZM165 208H167V209H165ZM178 208V209H179ZM257 208V207H256ZM134 209H137V207L136 208H134ZM150 209H152V207L150 208ZM153 209H154V207H153ZM156 209H158V208H156ZM232 207H231V212H232ZM248 209H250V211H252L251 209H252V207L250 208V207H248ZM259 209H261L260 207H259ZM259 209H258V211H259ZM155 210V209H154ZM234 210H235V208H234ZM233 210V211H234ZM137 211H138V209H137ZM156 211V210H155ZM153 212L152 211V214L153 213H156V212ZM158 211V213H159V209L157 210ZM257 211V212H258ZM135 212V211H134ZM151 212V211H150ZM149 212V213H150ZM165 212V213H166ZM169 212V213H170ZM252 212H254V210L252 211ZM252 212H251V215L253 216L252 218H254V219H256L255 217H257V216H259L258 215V213H256L257 214V216H256V214L255 213H253L252 214ZM255 212H256V210H255ZM260 212V211H259ZM245 213H247V211H246V209H245ZM260 213H262V212H260ZM67 214H69V213H67ZM136 214H138V212L136 213ZM151 214V213H150ZM151 214V215H152ZM248 214H250V212H248ZM248 214H246V215H248ZM158 215H163V214H158ZM157 215V213H156V217L158 216ZM168 215V213H166V216ZM245 215V214H244ZM251 215H249V216H251ZM254 215H255V217H254ZM164 216H165V214H164ZM172 213L170 214V217L168 218V216H167V218L168 219H172ZM227 216V215H226ZM229 216V215H228ZM232 216H233V214H232ZM242 216V215H241ZM249 216H247V217H245V218H248ZM163 217V216H162ZM230 217V216H229ZM236 217V216H235ZM77 218V217H76ZM225 218V217H224ZM231 218V217H230ZM229 218V219H230ZM233 219H236V218H234V216L232 217ZM242 218V217H241ZM86 219H87V217H86ZM90 219L91 218H89V219H87V221L89 220L90 221ZM111 218L109 217V220H110ZM165 219V218H164ZM244 219V218H243ZM251 219V217L249 218V220ZM79 220H81V219H79ZM92 220V219H91ZM118 220H120V219H118ZM222 220H223V218H222ZM237 220H238V218H237ZM70 221V222H69ZM72 221V222H71ZM73 221H75L76 222V219H75V217H72V215H71V213H70V215H67V254L66 253H61L59 256H55V257H51V258H46V259H38L36 256H34V257H32V258H28L27 256H26V252H23L22 254H21V258H19V260L18 259H15L14 258V253H12V250H11V252H10V249L7 251V253H6V256H5V259H4V264H78V263H80L81 261L80 260H83L82 258H83V256H82V250H81V248H80V244H79V242H78V239H77V233H76V223L74 222L73 223ZM77 221H78V219H77ZM224 221V220H223ZM228 221V220H227ZM230 221H231V219H230ZM257 221V219L255 220V222ZM81 222V221H80ZM90 222H94V221H90ZM90 222H88V223H90ZM95 222H96V220H95ZM232 225L234 224V221L232 220ZM236 222H238V224H239V226L241 225V223H239V221H236ZM252 224L254 223V225H255V222H252V220L250 221ZM84 223H86V222H84ZM97 223H98V220H97ZM228 223V222H227ZM259 222H257V225H259L258 224ZM71 224V225H70ZM230 224V223H229ZM236 224V223H235ZM234 224V225H235ZM245 224H246V221H245ZM252 224H251V226H252ZM260 224H261V222H260ZM92 225H94V224H92ZM233 225V226H234ZM247 225V224H246ZM250 225V224H249ZM262 225L264 226V223H262ZM239 226H234V227H239ZM243 227V226H242ZM253 227H256V226H253ZM252 227V228H253ZM257 227H259V226H257ZM241 228V227H240ZM251 228V227H250ZM245 229V228H244ZM255 229V228H254ZM261 229H262V227H261ZM261 229H258V230H261ZM252 232H255L256 233V231H252ZM236 233V232H235ZM236 234H238V233H236ZM253 234V233H252ZM257 234V233H256ZM258 234H259V232H258ZM251 235V234H250ZM260 235H262L261 234V231H260ZM237 236V235H236ZM249 237H251V236H249ZM263 237H264V235H263ZM258 238H259V241L261 240V236H258ZM247 239V238H246ZM263 239V238H262ZM251 238L250 239H248V243H250L251 241ZM253 240H256L257 241V239H253ZM243 241V240H242ZM250 241V242H249ZM262 241H264V240H262ZM254 242V241H253ZM252 243V242H251ZM250 243V244H251ZM258 243V242H257ZM260 243H261V241H260ZM262 243H264V242H262ZM241 244V243H240ZM253 244V243H252ZM242 245V244H241ZM246 245V243L245 244H243V246H245ZM264 245V244H263ZM240 246V245H239ZM255 246V245H254ZM246 247V246H245ZM251 247V246H250ZM253 247V246H252ZM256 247V246H255ZM257 247H258V244H257ZM264 247V246H263ZM254 248V247H253ZM252 248V249H253ZM261 248V247H260ZM240 249H241V247H240ZM243 249V248H242ZM247 249H248V247H247ZM256 249V248H255ZM264 249V248H263ZM258 250H260V249H258ZM239 251H242V250H239ZM244 251H246L245 249L242 251V252H244ZM249 251V250H248ZM19 251H17V253H18ZM20 254V253H19ZM243 254H245V253H243ZM249 254V255H248ZM252 254L254 255V253L252 252ZM247 258H249V259H251L250 258V253L248 252L247 254ZM13 256V257H12ZM257 256V255H256ZM255 256V257H256ZM259 256V255H258ZM261 256V255H260ZM243 257V256H242ZM262 258V257H261ZM257 259H258V257H257ZM253 260V259H252ZM250 260V263H247V264H255V263H258V262H256L257 260ZM258 261H260V260H258ZM246 264V263H245Z\"/></svg>",
	"mask_w": 264,
	"mask_h": 264
}]
</instances>
